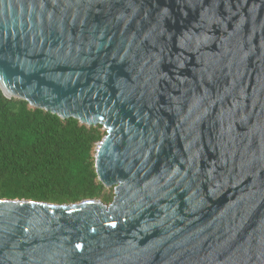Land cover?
Listing matches in <instances>:
<instances>
[{
    "label": "water",
    "instance_id": "obj_1",
    "mask_svg": "<svg viewBox=\"0 0 264 264\" xmlns=\"http://www.w3.org/2000/svg\"><path fill=\"white\" fill-rule=\"evenodd\" d=\"M0 89L115 193L0 199V264H264V0H0Z\"/></svg>",
    "mask_w": 264,
    "mask_h": 264
},
{
    "label": "trees",
    "instance_id": "obj_2",
    "mask_svg": "<svg viewBox=\"0 0 264 264\" xmlns=\"http://www.w3.org/2000/svg\"><path fill=\"white\" fill-rule=\"evenodd\" d=\"M103 129L8 99L0 89V199L110 205L114 189L99 181L95 165Z\"/></svg>",
    "mask_w": 264,
    "mask_h": 264
},
{
    "label": "rangeland",
    "instance_id": "obj_3",
    "mask_svg": "<svg viewBox=\"0 0 264 264\" xmlns=\"http://www.w3.org/2000/svg\"><path fill=\"white\" fill-rule=\"evenodd\" d=\"M103 130H105V129H103Z\"/></svg>",
    "mask_w": 264,
    "mask_h": 264
}]
</instances>
